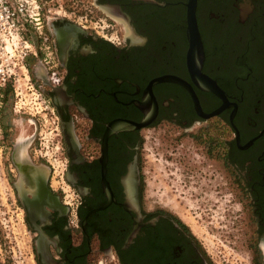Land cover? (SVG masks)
<instances>
[{"label":"flooded vegetation","instance_id":"obj_1","mask_svg":"<svg viewBox=\"0 0 264 264\" xmlns=\"http://www.w3.org/2000/svg\"><path fill=\"white\" fill-rule=\"evenodd\" d=\"M40 3L27 64L57 119L60 169L16 141L9 169L34 264H214L179 213L147 198L145 132L160 126L204 135L223 178L230 168L250 264H264V0H195L199 75L189 0Z\"/></svg>","mask_w":264,"mask_h":264},{"label":"rangeland","instance_id":"obj_2","mask_svg":"<svg viewBox=\"0 0 264 264\" xmlns=\"http://www.w3.org/2000/svg\"><path fill=\"white\" fill-rule=\"evenodd\" d=\"M56 9L63 13L60 6ZM39 31L31 28L28 38L36 41ZM28 57L34 62L38 59L28 54L26 68L13 70L6 84L0 86V264H34L30 232L9 170L13 168L12 145L20 142L24 151L29 147L35 159L54 164L56 174L60 169L57 119L32 77ZM4 127L10 128L5 136ZM145 133L148 200L179 213L203 242L214 264H250L245 227L248 204L232 182L230 168L227 166L223 178L219 163L212 154L207 155L204 135L163 126Z\"/></svg>","mask_w":264,"mask_h":264},{"label":"built area","instance_id":"obj_3","mask_svg":"<svg viewBox=\"0 0 264 264\" xmlns=\"http://www.w3.org/2000/svg\"><path fill=\"white\" fill-rule=\"evenodd\" d=\"M41 18L40 0H0V86L13 70L26 68L28 54L35 55L27 34L39 29Z\"/></svg>","mask_w":264,"mask_h":264},{"label":"water","instance_id":"obj_4","mask_svg":"<svg viewBox=\"0 0 264 264\" xmlns=\"http://www.w3.org/2000/svg\"><path fill=\"white\" fill-rule=\"evenodd\" d=\"M194 7H195V0H189L188 15H187L188 16V24H189L188 34H189L190 50H191V53H189V56H192L195 58L194 59L195 60L194 63L196 64L195 69H196V73L199 75L203 52H202L201 41L199 38V33H198V30L196 27V22H195ZM165 79L174 80V78H171V77H161V78L156 79L154 81L165 80ZM146 122H147V120L142 121L141 123H138V124H131V125L135 126V127L136 126H142V125H145Z\"/></svg>","mask_w":264,"mask_h":264},{"label":"trees","instance_id":"obj_5","mask_svg":"<svg viewBox=\"0 0 264 264\" xmlns=\"http://www.w3.org/2000/svg\"><path fill=\"white\" fill-rule=\"evenodd\" d=\"M7 90H8V88L5 86V87L3 88V92H4V94L7 93Z\"/></svg>","mask_w":264,"mask_h":264}]
</instances>
